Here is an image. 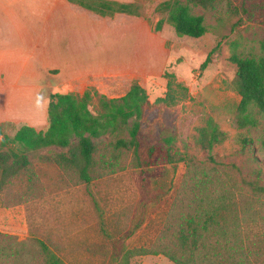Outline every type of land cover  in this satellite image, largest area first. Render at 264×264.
I'll return each instance as SVG.
<instances>
[{"label":"rangeland","instance_id":"374dc122","mask_svg":"<svg viewBox=\"0 0 264 264\" xmlns=\"http://www.w3.org/2000/svg\"><path fill=\"white\" fill-rule=\"evenodd\" d=\"M9 1L1 0L5 4ZM161 1L133 2L139 6V20L162 41L167 57L162 72L174 74L175 81L186 87L175 90L184 95L170 105L155 101L166 90L162 72L137 80L149 102L140 118L138 157L131 150H123L113 169L98 167V174L89 182H81L70 168L42 159V155L64 149L51 147L27 153V170L0 184V264H46L39 241L65 264H123L125 250L151 248L162 234L166 241L171 240L167 224L173 214L192 209L193 176L201 178L204 173L209 181L199 207L213 217L216 235L242 244L251 264H264V194L246 184L259 168V183L264 185V114L253 111L257 120L254 127L236 124L234 114L240 97L233 89L235 66L229 60L233 52L264 53V0H216L208 9L190 5L191 12L204 19L206 31L199 37L176 35L166 20L167 13L156 10ZM17 7L23 18L24 4ZM160 18V29L155 30ZM0 22L5 23L2 15ZM209 53L210 63L199 69ZM100 56L92 53L94 58ZM131 81L112 94L88 87L97 92L88 108L97 113L99 94L119 97ZM207 118L225 134L211 150L196 144L197 128ZM18 127L5 123L0 139L3 134L12 136ZM166 135L173 137L169 147L183 154L187 162L142 166L149 146L159 150L152 160L164 151ZM242 137L250 141V148L243 151ZM112 139L109 134L101 137L97 158L111 153L106 144ZM124 264L174 263L162 254H147L131 256Z\"/></svg>","mask_w":264,"mask_h":264},{"label":"trees","instance_id":"16d2710c","mask_svg":"<svg viewBox=\"0 0 264 264\" xmlns=\"http://www.w3.org/2000/svg\"><path fill=\"white\" fill-rule=\"evenodd\" d=\"M89 9L99 15L112 17L115 13H126L140 16L139 6L135 2H118L115 0H69ZM216 0H164L156 10L166 12V20L171 24L178 36L199 37L206 31L201 14H193L190 5L204 9L213 8ZM162 19L155 23V30H159ZM229 60L235 66L232 80L233 89L240 99L235 109L234 120L239 127H254L257 120L253 111L264 114V53L259 55H241L233 52ZM211 61V53L199 65L204 69ZM166 78V90L163 96L155 99L166 105L174 104L184 95L177 94L175 88L185 90L186 87L176 82L172 72L163 71ZM92 90V92H91ZM97 92L92 88L86 89L81 95L66 92H49L47 104L46 128L36 130L34 127L22 124L12 136L3 134L0 139V184L3 185L21 171L28 168L27 153L42 149L58 147L64 151L54 152L51 156L42 155V159L52 160L63 168L73 170L81 182H89L98 174V167L113 169L120 152L131 150L138 157L139 142L137 134L140 128V118L144 106L148 102L145 89L136 79L130 83L128 90L119 97L107 98L98 95L99 111L92 113L88 108L89 102ZM9 122H0L2 126ZM123 131L126 136H123ZM196 144L201 149L211 150L216 144L225 139V134L219 129L212 118H207L205 124L197 128ZM109 134L113 139L107 142L111 153L96 157L101 137ZM165 149L156 160H152L158 147L151 145L147 150V158L141 162L142 166L153 163H175L186 161L180 152L172 150L169 145L173 141L171 135L164 138ZM242 151L250 148L247 138L239 139ZM7 144H10L5 149ZM212 159V157H210ZM250 160L257 164L254 156ZM189 163V161H188ZM261 170L257 168L255 177L246 184L255 192L264 194V185L259 183ZM206 173L201 178L193 176L192 203L184 213L172 215L166 230H171V240L166 241L165 235H160L156 245L151 248L127 249L121 255L122 263L134 255L162 254L174 264H251L244 254L242 244L237 240H230L226 236L216 235L213 227L214 219L207 215L199 204L205 198ZM194 204V206H192ZM173 228V230L171 229ZM46 264H65L61 258L46 244L39 241Z\"/></svg>","mask_w":264,"mask_h":264},{"label":"crops","instance_id":"0c3cea01","mask_svg":"<svg viewBox=\"0 0 264 264\" xmlns=\"http://www.w3.org/2000/svg\"><path fill=\"white\" fill-rule=\"evenodd\" d=\"M0 15V122L43 129L48 91L81 95L93 86L112 94L160 75L167 60L140 16H102L69 0H0Z\"/></svg>","mask_w":264,"mask_h":264}]
</instances>
